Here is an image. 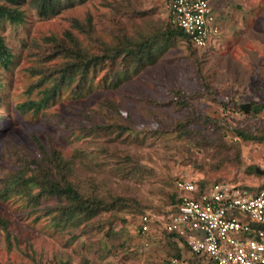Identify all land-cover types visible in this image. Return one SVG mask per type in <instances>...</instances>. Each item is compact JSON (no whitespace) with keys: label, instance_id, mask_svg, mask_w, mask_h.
Listing matches in <instances>:
<instances>
[{"label":"rangeland","instance_id":"rangeland-1","mask_svg":"<svg viewBox=\"0 0 264 264\" xmlns=\"http://www.w3.org/2000/svg\"><path fill=\"white\" fill-rule=\"evenodd\" d=\"M57 1L41 14L37 0H0L22 15L0 19V264H212L161 222L177 177L263 183L264 0H212L217 44L202 48L161 36L170 0ZM151 38L141 62L126 53ZM41 170L98 212L71 214L66 194L24 184ZM142 212L156 219L147 234Z\"/></svg>","mask_w":264,"mask_h":264},{"label":"built area","instance_id":"built-area-1","mask_svg":"<svg viewBox=\"0 0 264 264\" xmlns=\"http://www.w3.org/2000/svg\"><path fill=\"white\" fill-rule=\"evenodd\" d=\"M211 2L170 0L168 4L169 20L196 47H213L218 39ZM174 188L178 202L161 222V230L183 237L190 254L206 256L213 264H264V185L249 190L224 180L204 183L177 177ZM153 224L156 219L148 212L139 215L138 232L150 233Z\"/></svg>","mask_w":264,"mask_h":264},{"label":"trees","instance_id":"trees-1","mask_svg":"<svg viewBox=\"0 0 264 264\" xmlns=\"http://www.w3.org/2000/svg\"><path fill=\"white\" fill-rule=\"evenodd\" d=\"M4 1V0H2ZM8 4H13L16 5L19 3V0H5ZM57 0H37V8L38 11L41 14H46L50 11H53L55 4L57 3ZM168 16V15H167ZM218 17V15H217ZM1 18H7V20L11 21V22H19L22 20V15H21V11H18L17 9H13L11 7H7L6 5H2L0 4V19ZM168 24H169V28L167 31H165V33H163L161 36L165 39H170L171 37L173 38L174 36L176 37H180L183 39H186L190 42V44H192L193 47H196L191 39L190 36L184 32L180 27L174 25L173 23H171V21L168 18ZM152 38L149 40H146L142 43L139 44V46L136 49H132V48H127L124 47V49H126V53L131 54L133 56H135L136 61L141 62V58L138 54L142 51H145L148 47H150L151 42H152ZM200 48V47H199ZM123 50L119 49L114 52V53H104L102 55H97L94 57H88L84 60V62L86 64H89L91 62H95L99 59H104V60H114L116 57L120 56L122 54ZM80 58L84 59L82 56H80ZM0 60L1 62L4 64V66H7L10 62V53L7 50L3 37L0 34ZM85 64V65H86ZM47 98L42 99L40 102H29L27 107H34L35 110L40 109L42 106H45V104H47ZM263 107V104H256L254 109L256 112H258L261 108ZM244 112V111H243ZM245 113V112H244ZM243 113V114H244ZM238 135H241L243 138L247 139V138H252L251 135H249L247 132H241V131H237ZM53 161L55 163V168L57 169V171H59V169L62 167L61 163V158H59L58 155H55L53 158ZM57 166V167H56ZM55 170V169H54ZM45 174H48L47 171H42L40 173H35V175H33L31 177V179H28V181L30 183L25 182L24 184L27 185L28 187L31 186V184H38L42 190H44L45 192L52 194V195H56V194H66L67 195V199L70 201H74L73 206L70 209V213L71 214H75V213H87L88 215H93L96 214L99 210V200L96 199V197H87L84 198L82 197V195L78 192V190L72 186L71 183L67 182V181H63V183L59 184L57 180H48L45 177H43ZM203 181L204 183H207V181L204 180H200ZM13 183H15L16 185L20 183V181H14ZM264 183L260 184L259 187L263 186ZM257 187V189L259 188ZM244 188V186H243ZM175 189V188H174ZM245 189H247V187H245ZM250 190V189H249ZM29 192V191H27ZM84 198V199H83ZM177 198H176V191L174 190L173 193V197H172V204L173 207L170 210L173 211L176 208V204H177ZM146 213V212H142L139 215ZM0 225L7 230V221L5 219H3L2 217H0ZM164 231V230H163ZM166 233H168L170 236L177 237L180 241H182L183 243L185 242V239L179 235H177L174 232H167L164 231ZM197 257H202V258H206V256H197ZM208 259V258H206ZM209 260V259H208ZM210 261V260H209ZM211 262V261H210ZM212 263V262H211ZM213 264V263H212Z\"/></svg>","mask_w":264,"mask_h":264},{"label":"water","instance_id":"water-1","mask_svg":"<svg viewBox=\"0 0 264 264\" xmlns=\"http://www.w3.org/2000/svg\"><path fill=\"white\" fill-rule=\"evenodd\" d=\"M249 106H250L249 103H241V104H240V107H241V109H242L244 112H248V111H249ZM256 171H257L259 174H261V175L264 176V168H263V169L256 168Z\"/></svg>","mask_w":264,"mask_h":264},{"label":"crops","instance_id":"crops-1","mask_svg":"<svg viewBox=\"0 0 264 264\" xmlns=\"http://www.w3.org/2000/svg\"><path fill=\"white\" fill-rule=\"evenodd\" d=\"M261 177H263L264 178V176L262 175ZM263 178H262V180H263Z\"/></svg>","mask_w":264,"mask_h":264}]
</instances>
